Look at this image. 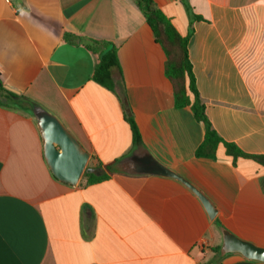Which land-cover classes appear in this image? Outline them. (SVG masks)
<instances>
[{
    "label": "crops",
    "instance_id": "1",
    "mask_svg": "<svg viewBox=\"0 0 264 264\" xmlns=\"http://www.w3.org/2000/svg\"><path fill=\"white\" fill-rule=\"evenodd\" d=\"M186 35L180 0H153ZM189 56L206 114L226 143L264 155V0H189ZM66 33L112 42L118 89L143 146L200 189L214 221L179 181L110 175L68 186L51 174L38 128L0 105V264H264L216 259L224 227L264 249V168L196 157L206 129L175 106L166 54L136 0H0V82L56 115L90 154L98 175L133 149L124 103L93 80L97 58ZM119 91V90H118ZM141 145V146H142ZM101 167L102 169H100Z\"/></svg>",
    "mask_w": 264,
    "mask_h": 264
},
{
    "label": "trees",
    "instance_id": "2",
    "mask_svg": "<svg viewBox=\"0 0 264 264\" xmlns=\"http://www.w3.org/2000/svg\"><path fill=\"white\" fill-rule=\"evenodd\" d=\"M136 3L144 14L148 25L151 27L156 41L162 46L166 54L165 74L174 87L176 108L182 109L189 107L196 121L203 123L205 126V139L197 149L196 157L215 160L219 146L223 145L227 155L234 160L239 158L249 159L264 168V155H246L236 145L224 142L214 130L207 117L206 107L198 91L189 56V42L194 35L193 25L196 22L205 21V19L193 12L189 0H180V3L187 11L190 22L187 34L183 35L153 0H136ZM64 40L68 44L84 47L97 58L93 80L114 93L120 92L117 94L124 103L126 121L132 130L134 147L141 146L143 144L142 137L132 117L130 108L126 105L127 97L123 89H118L114 80L115 72L120 70L116 46L110 41L96 40L70 33L64 35ZM25 99L24 97L8 92L3 86L0 87V105L2 106H14L18 109H26L29 105L23 101ZM99 168L102 169L101 167ZM111 168L112 165L105 166V173L98 175L95 168L87 166L82 179H85L87 185L101 183L108 180L110 175H113ZM219 250L220 248L214 249L216 259L219 256Z\"/></svg>",
    "mask_w": 264,
    "mask_h": 264
},
{
    "label": "water",
    "instance_id": "3",
    "mask_svg": "<svg viewBox=\"0 0 264 264\" xmlns=\"http://www.w3.org/2000/svg\"><path fill=\"white\" fill-rule=\"evenodd\" d=\"M3 86L0 82V87ZM8 92L15 91L3 86ZM28 108H19L35 122L43 146L44 159L51 174L60 182L77 186L89 164L90 154L64 126L61 120L42 105L28 99L23 100ZM127 105V103H126ZM115 174L128 176H159L172 178L187 187L200 200L208 217L214 221L218 210L214 203L195 185L181 175L161 164L145 146H135L126 156L118 159L111 168ZM223 244L219 258L240 255L247 260L264 263V249L243 240L224 227H220Z\"/></svg>",
    "mask_w": 264,
    "mask_h": 264
},
{
    "label": "rangeland",
    "instance_id": "4",
    "mask_svg": "<svg viewBox=\"0 0 264 264\" xmlns=\"http://www.w3.org/2000/svg\"><path fill=\"white\" fill-rule=\"evenodd\" d=\"M3 101L5 102V100H3ZM88 166H89V167H91V165H90V164H88ZM84 181H85V179H81V181H80V182H82V183H83Z\"/></svg>",
    "mask_w": 264,
    "mask_h": 264
}]
</instances>
